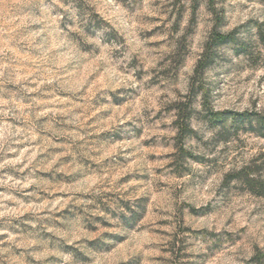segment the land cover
I'll return each mask as SVG.
<instances>
[{
	"label": "rangeland",
	"instance_id": "1",
	"mask_svg": "<svg viewBox=\"0 0 264 264\" xmlns=\"http://www.w3.org/2000/svg\"><path fill=\"white\" fill-rule=\"evenodd\" d=\"M263 0H0V264H264ZM238 30L253 56L214 49ZM195 133L177 146L176 106Z\"/></svg>",
	"mask_w": 264,
	"mask_h": 264
},
{
	"label": "trees",
	"instance_id": "2",
	"mask_svg": "<svg viewBox=\"0 0 264 264\" xmlns=\"http://www.w3.org/2000/svg\"><path fill=\"white\" fill-rule=\"evenodd\" d=\"M209 6L215 9V0H208ZM264 2V0H263ZM258 40L264 45V20L255 23ZM232 45L237 54L253 56V52L248 40L241 38L237 29L229 32H222L217 28H213L208 40L205 43L204 50L195 66V75L202 76L205 70L213 64L215 55L214 49L218 46ZM203 119L208 126L216 131L217 135H222L221 140L228 141L230 135H237L239 132H247L264 138V111L258 109L218 110L213 108L206 94L203 95ZM175 124L177 127L176 141L180 153L184 157L194 158L185 147V140L188 136L195 133L192 128L191 121L196 114L193 106V100L186 102H178L176 106ZM246 183L249 189L255 194L262 195L264 193V179L256 178L245 174ZM257 264H263L261 260H256Z\"/></svg>",
	"mask_w": 264,
	"mask_h": 264
}]
</instances>
